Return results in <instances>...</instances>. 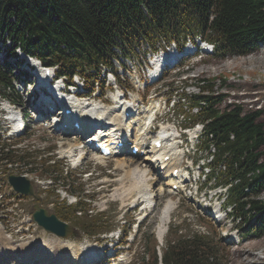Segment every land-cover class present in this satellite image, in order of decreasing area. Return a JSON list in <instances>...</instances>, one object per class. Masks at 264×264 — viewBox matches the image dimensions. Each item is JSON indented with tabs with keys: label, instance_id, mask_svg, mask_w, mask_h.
<instances>
[{
	"label": "trees",
	"instance_id": "obj_1",
	"mask_svg": "<svg viewBox=\"0 0 264 264\" xmlns=\"http://www.w3.org/2000/svg\"><path fill=\"white\" fill-rule=\"evenodd\" d=\"M195 33L214 44L217 58L250 54L264 42V0H0V48L15 54L7 48L10 41L13 48L44 66H56L58 75L68 78L107 63L114 47L126 52L130 46L154 47L160 39L180 41ZM216 81L198 80V93L189 97L183 85L179 96L191 102L184 109L197 110L194 122L204 126L206 142L214 145L213 166L224 167L221 183L230 185L233 216L243 225L257 217L254 229H264V202L257 200L264 191L262 112L222 107L227 95L215 91ZM10 83L0 66V97L15 102L14 95L6 93ZM19 142H0V167L11 164L20 174L39 171L73 193L78 190L57 166L37 160L40 152L21 149ZM56 214L69 219L68 211ZM87 217L80 229L89 236L104 233L105 225L98 226L100 214ZM214 244L209 236L180 235L167 246L162 263L223 264ZM140 264H159L155 251L150 260L143 256Z\"/></svg>",
	"mask_w": 264,
	"mask_h": 264
},
{
	"label": "rangeland",
	"instance_id": "obj_2",
	"mask_svg": "<svg viewBox=\"0 0 264 264\" xmlns=\"http://www.w3.org/2000/svg\"><path fill=\"white\" fill-rule=\"evenodd\" d=\"M260 45V48L244 58L229 56L220 59L213 55L210 57L205 56L201 60H194L190 62L185 69L183 68L185 71H187V73L181 75V77L178 76V74V79H176L175 76L170 75L168 79L164 80V83L174 82V86L181 87L183 83L180 80L184 79L186 80V83L190 85V87L186 89V92L188 94H195L197 93V89L193 86L197 84V80L215 79L217 80L215 91L221 92L222 94H226L228 96V99H226V105L240 104L246 111H260L262 112L260 122L264 124V44L261 43ZM140 49L135 51V53L129 52V54L131 56L137 57L139 53H142V50H147V47L142 45ZM117 55H120V53L117 52ZM131 76L134 79L138 77L137 68H133ZM176 93L177 92L174 91L173 96H175ZM169 115L172 116V119H174L176 122V118L172 115V109H170ZM179 122L184 124L186 123L181 119L179 120ZM66 142L67 139L52 137L43 130L31 127L27 130V133L24 136V140L21 143V148L28 147V149L32 151L42 149L43 153H40V158H43V160H46L47 162V159H45V157L51 154H55L56 150L58 149V145L68 144L70 141H68L67 143ZM262 150L264 151V147L262 148ZM204 154L207 155V153ZM40 158H37V160H39ZM262 161H264V157ZM46 162L45 166H47ZM130 163H132V159L130 160ZM112 166L113 162L109 163L105 170L99 169L96 166L92 165L90 159L85 166L79 168L76 171H71V173H69L68 171L67 175H64V173H66V171L69 169H66L63 166L62 162L58 164L57 169L63 171L64 176H70L72 179H79L77 183H73V186L79 188L78 193L80 195H82V193L79 192L80 190H83V194L84 190L87 193L88 190L93 191L95 194L92 202L95 203V206L99 205V203L103 200L108 201L106 210L102 212V215L100 216L101 221H99L98 226L105 225L104 229L106 232L116 227L115 230L119 228L121 233L123 230H125L128 234V226H126L125 223L127 221L133 222V219L137 218V216H132L131 214H118V203H114L113 201H111L112 198L110 197V194L113 192L112 188H118V184L114 182V179L117 178L121 173H123V171H120L121 169L113 171ZM4 168H2L1 170H4ZM9 172L18 175V171L16 170H10ZM38 172L39 171H36L35 174L38 175ZM84 172H93V174H98V176H101L98 178L93 176L92 179H97V181L100 180V178L106 176L110 179H107L108 182H106V185L102 187H94V185L99 182H84V179L87 176L83 175ZM28 178L32 179L31 177ZM151 178L152 180H156L158 176L154 173L151 175ZM4 181L5 180H3V178L0 176V194H5V197L10 198V203L5 199L2 203L3 205L9 203L8 209L1 210L0 208V233L4 237V244L8 246H14L13 241H15V243L17 244L19 242L23 243L26 240L45 242L46 240L56 239L43 232L37 226H34L32 222H29V218L33 213V205L35 203L31 199H19L17 196H13L10 190H8V188L3 184ZM161 183V180H158V183L155 184L163 185ZM45 184L47 186H44V188H48L49 184L47 182H45ZM125 186L127 187L128 184H126ZM55 187H58L57 189H63L65 192L67 191L68 194L71 193V190L67 189L66 187H62L60 185ZM86 187L88 188V190ZM36 188L37 191H35V194L37 195L41 194L42 191H44L42 187ZM101 192L104 193L103 196H105V199H102V194H99ZM97 193L99 194L98 196ZM50 199L54 201L56 198L54 196ZM167 199L159 198L154 205V210L151 212V214H149L148 218H146L144 223L139 227L138 234L135 237V241L134 243H132L131 248L129 249L131 253H133V261L131 264H140L141 258L143 256L147 257V260L148 258L150 260L151 254L153 253V251H156V249L158 251L157 254L159 256L162 255L165 251L164 248H167V246L173 244L177 240V238H179L180 234H184L187 231L191 232L192 230L193 233H197L201 230L198 226L199 224L196 222V214L199 213V206L192 205L191 202L188 201L184 202L183 199H180L178 201L176 200L177 208L174 212H172V214H170V220L175 219L176 223L173 224V222L171 221L168 226L166 224L165 228H163V234L165 233V230H167V232L163 238L162 243L159 244V241L162 240H158L157 238V229L158 225H160L159 217L163 210L162 206L164 207L163 204L167 202ZM56 200L58 203L60 202V199ZM68 200H71V198H69ZM172 200L174 201L175 199ZM257 200L264 202V191L259 195ZM107 201H105V203ZM12 202H14L15 205H12ZM221 202L222 201H219V203ZM2 204L0 203V207ZM37 204L40 206L39 202H37ZM41 204L47 207L45 200H43ZM205 204H207V202H205ZM14 208H16L17 210ZM12 209H14V213H12ZM93 209L96 211L100 210V208L97 207ZM17 212L19 214H16ZM92 217L95 216L93 215ZM83 218L82 216L79 217V214H76L74 216L70 215V219L69 221H67V223L71 228H73L74 231L72 233V236L70 237L71 239L69 238L68 240L83 245L86 243L93 245L95 243L101 242L102 246H104L105 241L103 242V238H108L109 234L99 237L85 236L80 229V227H83ZM257 220V217L252 218L250 224H248L245 228L241 223L237 225L239 231V242H236L235 240V243H232L231 239L223 237L224 233L228 229V227L226 226L227 224L222 227L219 225L221 223L220 221H218V224H213L216 231L218 230L217 232L214 230V233L216 232L217 235L214 234L216 238H214L213 241L218 242V240H220V237L223 238V243L219 242L218 244H214L219 248V256L223 264H264V229H262L261 226H257L254 232H249L251 223H257ZM261 220L264 222V215H261ZM181 224L183 225V228L179 231V233H177L175 231V227ZM21 225L23 227H20ZM19 227L22 228V230L20 229V232H18ZM76 227L78 229H76ZM23 228L25 230L30 228V231L28 233H24L25 231H23ZM159 248L161 250H159ZM13 257V264L25 263L21 259H17L16 254Z\"/></svg>",
	"mask_w": 264,
	"mask_h": 264
},
{
	"label": "bare ground",
	"instance_id": "obj_3",
	"mask_svg": "<svg viewBox=\"0 0 264 264\" xmlns=\"http://www.w3.org/2000/svg\"><path fill=\"white\" fill-rule=\"evenodd\" d=\"M155 63L157 65L161 62H159L158 60H155ZM32 64L35 65V63H32ZM84 105L79 104L78 106L76 102L74 101L71 102V109H72V114H73L74 119L80 120L84 116H88V117L93 116L96 110L95 107H91L88 110H84L83 107H81ZM82 123L83 122H80V125H82ZM89 137H93L95 139L94 135H91ZM62 153L71 158V151L63 150ZM131 159L132 157L128 156L125 153L119 156L118 159H116V161H118L117 163L119 164V169L123 171V174L119 179L120 186L113 191L111 198L113 200L118 199L122 203L131 202V201L132 202L146 201V203L149 204L150 202V204L153 205L154 203H156V198L150 199V196L152 195V193H151V184L149 182L150 175L156 169L152 165L153 161L151 158H147V155H145L142 158L141 163L133 167L132 163H130ZM97 160H99V158H97ZM126 184H128L127 187L125 186ZM148 193H150L151 195ZM175 204L176 202L172 201L171 199H168L167 202L164 204V207H162L163 210L161 209L162 212L160 211L161 212V215L159 214L160 215L159 217L160 225H158V229H157L158 239H162V235H164L163 228H165L167 221H168V217L170 216L173 209L175 208ZM23 245L25 244L16 245V246L15 245L8 246L4 244V237L0 233V263L12 262L13 256L17 252H19L17 256H20V254H22L21 260L23 262L29 259L35 258L36 254L33 252H29L26 255L23 254L21 250ZM17 246H20V248L18 249ZM44 248H49L50 251H52L51 255H49L50 258L47 264H63V260H64L63 257L67 255L71 256L74 259L72 264H83V262H79V253L81 250V246L74 243V241H70V240L62 241L60 239L46 240L44 242ZM86 255H87L86 256L87 258L94 256L92 254L90 255L86 254ZM95 259L96 257H94L91 260H95ZM36 264H38V262H36ZM87 264H90V262H88Z\"/></svg>",
	"mask_w": 264,
	"mask_h": 264
},
{
	"label": "water",
	"instance_id": "obj_4",
	"mask_svg": "<svg viewBox=\"0 0 264 264\" xmlns=\"http://www.w3.org/2000/svg\"><path fill=\"white\" fill-rule=\"evenodd\" d=\"M9 183L16 192L23 195H33L31 183L23 177L10 176ZM36 210L33 219L38 226L58 237L67 238L70 235L71 229L68 225L60 222L54 215L49 216L42 209Z\"/></svg>",
	"mask_w": 264,
	"mask_h": 264
}]
</instances>
